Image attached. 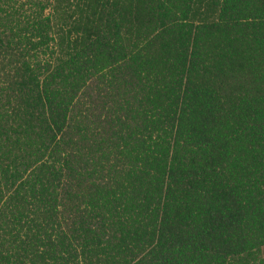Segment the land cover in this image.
I'll list each match as a JSON object with an SVG mask.
<instances>
[{
  "label": "trees",
  "instance_id": "trees-1",
  "mask_svg": "<svg viewBox=\"0 0 264 264\" xmlns=\"http://www.w3.org/2000/svg\"><path fill=\"white\" fill-rule=\"evenodd\" d=\"M264 0H0V264H264Z\"/></svg>",
  "mask_w": 264,
  "mask_h": 264
},
{
  "label": "rangeland",
  "instance_id": "rangeland-1",
  "mask_svg": "<svg viewBox=\"0 0 264 264\" xmlns=\"http://www.w3.org/2000/svg\"><path fill=\"white\" fill-rule=\"evenodd\" d=\"M261 257L264 258V246L261 248Z\"/></svg>",
  "mask_w": 264,
  "mask_h": 264
}]
</instances>
